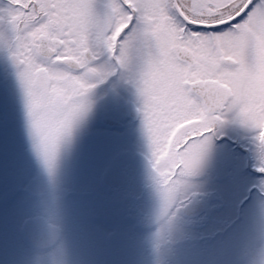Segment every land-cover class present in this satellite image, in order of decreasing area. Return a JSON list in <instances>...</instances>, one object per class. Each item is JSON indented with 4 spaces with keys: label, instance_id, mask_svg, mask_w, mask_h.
I'll list each match as a JSON object with an SVG mask.
<instances>
[{
    "label": "snow or ice",
    "instance_id": "snow-or-ice-1",
    "mask_svg": "<svg viewBox=\"0 0 264 264\" xmlns=\"http://www.w3.org/2000/svg\"><path fill=\"white\" fill-rule=\"evenodd\" d=\"M254 8L243 0L231 18L204 22L165 0H41L32 39L52 66L12 58L32 139L49 158L66 149L68 161L103 120L126 175L138 170L146 138L152 155L167 154L177 170L200 173L211 165L227 189L219 207H246L252 186L264 181V166L244 163L231 125L254 134L249 156H264V27H256ZM225 33L234 44L221 63L208 42ZM97 49L127 73L135 101L125 92L99 107L80 99L88 92L83 69L65 62Z\"/></svg>",
    "mask_w": 264,
    "mask_h": 264
},
{
    "label": "flooded vegetation",
    "instance_id": "flooded-vegetation-1",
    "mask_svg": "<svg viewBox=\"0 0 264 264\" xmlns=\"http://www.w3.org/2000/svg\"><path fill=\"white\" fill-rule=\"evenodd\" d=\"M238 1H228L226 6ZM165 2L171 10H176L174 0H165ZM177 2L189 17H195L186 11V0H177ZM39 3L40 0H0V174L14 175L9 176L11 181L9 178L8 180L1 178L0 201H3L2 197H7L5 200L7 204L14 205L17 199L21 201L18 204L23 209L20 208L18 214L24 213L17 227V233L12 231L13 227H10L9 221L8 226L5 227L6 221L3 220V225L0 226V245L4 241L7 247L17 246L22 253L18 255L20 264H135L137 259L141 260L142 264H150V262L151 264H182L183 262L180 263L175 258L180 254L186 255V252L190 254L194 252L197 263L205 264L209 257L207 251L211 249L204 252L205 244L212 245L214 249L220 246L219 243L223 240L222 248L227 247L228 235L237 231L240 225L248 227L250 219H256L264 210V181L252 186L254 196L246 207L232 206L231 210H226L231 218L223 217L224 207H219L222 204V194L217 186L204 191L197 189L187 191L186 184L202 182L203 175L177 170L175 165L164 168L165 173L161 172L159 175L161 169L156 166L153 158L147 152L140 150L138 160L140 164H144L150 176H153L150 182L143 176L138 183L139 190L134 188L129 192L127 188L111 186L107 181L111 170L108 164L101 169L97 177L98 190L86 188L80 191L73 188L66 192L63 188L61 190L65 192L61 193L55 187L58 182L54 177L47 179L44 186L43 183H38L42 181L43 172L39 170L40 168L34 172L36 169L34 167L37 164L40 167L39 162L42 158L48 160L49 157L37 147L28 131L23 90L17 77V69L12 64V58L19 56L25 59L26 63L45 69L52 66L47 51L38 47L32 39V32L38 23L36 13ZM254 4L257 9H264V0H256ZM229 34L225 33L219 38L214 37L208 42L210 51L221 63H225L224 58L230 54L224 50L219 39L228 37L230 40L232 37ZM97 50L96 55L81 53L78 60L65 62L70 69H83L81 83L83 82L84 86L85 83L88 84V92L80 99L94 107L101 102L103 105L108 93L115 88L118 93L125 92L135 101L133 88L123 83V72L117 71L109 55ZM93 61H95L93 66L85 67ZM134 65L138 70L139 65L136 63ZM23 66L19 65L21 68ZM97 68L102 72L105 71V75L101 71L96 72ZM136 123L139 125V119ZM109 128L110 125L101 120L93 134L84 141L80 149L81 154L86 155V158L89 156V159L96 158L100 165L106 162V151L102 152L101 148L96 146L101 142L105 145V140H108L112 142L110 145H113L114 149L118 148ZM90 141H93V144L89 147ZM27 146L29 148H26ZM235 147L245 164L251 166V158L257 156L260 165L264 166V156L256 152L249 156L251 145H246L242 138H237ZM26 149L31 153L34 152V156L30 154L29 157ZM66 151L65 149L60 153L66 156ZM80 156L78 155V159L76 158L69 166L70 171L75 175L78 174V168L87 166V163H82L79 159ZM164 157L171 158L167 154ZM111 159L114 160V157ZM63 160L64 158L59 159V161ZM56 162L57 160H54V163ZM14 173L20 175L15 176ZM29 173H35L32 182L38 191L19 182L20 178L24 180ZM215 182H218L216 177ZM73 186L75 187L76 184ZM150 186L160 196L172 197L171 205L162 214L161 207L155 199L158 197L155 194L146 195ZM42 188H44L43 192ZM197 197L203 203H198L195 212L182 208ZM49 201L53 202V207H48L49 212L53 213L55 219L61 216L59 222L63 224L49 219L48 213H45L47 209L42 211L41 206L32 208V205H44V203L49 205ZM164 201H169V198ZM70 203L75 206L82 205L85 209L84 213L69 208L67 205ZM252 209L257 213L251 215ZM171 221L175 226L180 227V233L183 231L185 234L175 241L172 238L174 231L170 227L171 232L162 231ZM214 225L217 227L213 228ZM175 232L179 233V230ZM161 234L163 237L160 236ZM233 238L235 241L228 245L231 249L232 245H245L250 240L246 233L241 235L240 231ZM262 244H264V236L256 241L255 247ZM123 246L130 248L131 251H123ZM51 258L52 261L49 260ZM247 259L248 257L244 260Z\"/></svg>",
    "mask_w": 264,
    "mask_h": 264
},
{
    "label": "rangeland",
    "instance_id": "rangeland-1",
    "mask_svg": "<svg viewBox=\"0 0 264 264\" xmlns=\"http://www.w3.org/2000/svg\"><path fill=\"white\" fill-rule=\"evenodd\" d=\"M228 1L233 2L234 0H186L185 6H187L186 11L188 13L194 15L195 16L194 18L202 19L204 22H214L213 18L217 17V16H220L224 19L231 17V14L233 12H235L237 7L243 3V0H239L237 3H235L233 5L226 6V5H228L227 4ZM40 2H41V0H40ZM253 13L255 15L256 27L257 28L264 27V9L262 8V10H259L256 8L255 10H253ZM219 40L223 44L222 47L224 48V50L226 52H228L229 54H231V48L234 44V41L232 40V38L229 40L228 37H222ZM212 55H213V53H212ZM135 63L137 65H139L140 62L137 59L136 61H134V64ZM134 64H133V71L135 72L136 67ZM95 71L100 72L101 70H100V68H97V69H95ZM101 73L105 75V71H103V72L101 71ZM122 79H123L124 85L131 88V86H128L127 73L123 72ZM87 86H88V84L85 83L84 87L87 88ZM132 91L134 93V89H132ZM120 95L121 94L118 93L115 90V88H112L111 91L108 93L106 100L110 97H116V96H120ZM134 99H135V94H134ZM102 103L103 102H101L99 104L96 103L97 105H95V104L94 105H95V107H99L102 105ZM231 127L237 133L238 138H242V140L244 141V143L246 145L252 146V144H253L252 137L254 134L250 130L245 129V128L239 126L238 124H232ZM111 143H112L111 141L108 142V140H105V145L102 144V142H101L100 145L98 143L96 146V147L99 146L101 148L102 152L106 151V162L102 163L101 165L99 162H97L96 158L95 159H93V158L89 159V156L86 158V155H82L80 151L74 158H72L68 161H67V159H68L69 154L67 153V151L65 152L66 156L63 155L62 153H60L58 157H52V158H49L48 160L47 159L44 160L42 158V161L39 162L40 167H38L39 164H37V166L34 167V168H36V169H34V172H35V170H38V168H40L39 170H42V172H43V175H41L42 181L41 182L39 181L38 183H41V184L43 183V186H44L45 183L47 182V179L54 177V178H56V182H58V184H56L55 187L61 193L65 192V191L68 192L70 189H73V188H76L80 191H83L86 188H93V189L98 190L97 177H98L101 169L106 164H108V166H110V169H111L110 173H108L107 181L113 187H117V188L123 187L125 189L127 188L126 189L127 191L132 192V190L134 188H135V190H137V189L139 190L138 183L140 182L141 179H143V176H144V179L146 181H148V182L151 181L150 179L153 175L150 176L148 171L145 169V166L143 163H141L139 165V168L136 172L126 175L123 172L122 165L119 162L111 159L112 157H114V155L118 149V148L114 149L113 145H110ZM92 144H93V141H90L88 143L89 147L92 146ZM116 145H118V144L116 143ZM26 148H29V147L27 146ZM32 150H33V148H32ZM139 150L147 152L153 158V161L155 162L156 166L159 169H161L159 172V175L161 174V172H162V174L165 173L164 168L166 169V168H168L169 165H173L171 163V161L173 159L172 157L166 158V157H164V155L163 156L158 155L157 157H154L152 155V151L147 146L146 138H144L142 140L141 148ZM26 151H27L29 157H30V154H32V157L34 156V152L31 153L28 149H26ZM78 155H81L79 159L82 161V163H87V166H83L81 168H78L77 169L78 174L75 175L74 172L70 171L69 166L74 162V160H76V158L78 159V157H77ZM62 158H64V160L59 161V159H62ZM54 160H57V162L54 163ZM109 160H112V161L108 162ZM35 161H36V159H35ZM259 161H260V159L257 156H253L251 158V164L252 165H260ZM31 164H32V161H31ZM78 167H79V165H78ZM186 171L188 173H191V174H200V175L204 176L202 182L187 183L186 184L188 186L187 191L193 190V189L204 191V190H207L209 188H215L216 186L219 188L222 195H223V192L227 191L225 186L220 185L219 182H215L216 173L212 169L211 165L206 166L205 169L203 171H201L200 173H195L191 170H186ZM14 174H15V176L20 175L17 173H14ZM34 174L35 173L27 174L26 178L24 180L20 178L19 182L25 186L29 185V186H31V188H34L35 191H38L36 185H34V182H32ZM1 175H3L2 177H0L1 182H2L1 178H5L8 180V178L10 179L9 176H14L13 174L9 175V174H5V173L0 174V176ZM148 177H149V180H148ZM10 181H11V179H10ZM73 184L74 185L76 184V186L74 187ZM39 187H41V186H39ZM52 188H54V187H52ZM63 188L65 191L61 190ZM43 191H44V188H42V192ZM46 192L47 191H45V193ZM135 192L138 193L139 191H135ZM150 194H153V195L155 194V196L158 197L155 199H156V202H158V204L161 207V210H160L161 214L164 213L166 211V209L172 203V197L160 196L156 190L151 188V186L148 187L147 191H146V195H150ZM2 198H3L2 199L3 201H0V218H2V220L6 221L5 227H7L9 222H10V224H11L10 227L11 226L13 227L12 231L17 233V227H18V225H19V223L22 220L23 215H24L23 212L21 214H18L20 208L22 209V207H20V205L18 204V203H21V201H18L16 199L14 205H8L7 202L5 201L7 197H2ZM166 198H169V201H164ZM90 199H92V198L90 197ZM68 200H71V199H68ZM72 202H73V200H72ZM90 202H92V201H90ZM48 204L49 205H47V204L45 205V203H44L45 206L42 204L41 205H32V208H37V207L41 206L42 211L47 209V211H45V213H48L49 219H51L52 221H54L56 223H62L63 224V222H59V219L62 218L61 216H57V218L55 219V218H53V215H52L53 213L49 212L50 210H48L49 206H51L50 208L53 207V202L49 201ZM67 206L69 208L71 207L72 210L74 209L78 212L84 213V211H85V209L83 208L82 205L75 206V205H72L70 203ZM227 208L228 207H224L225 211L223 210L224 211L223 217L224 218H231V215L229 214V212L226 211ZM75 213L77 214V212H75ZM254 213H257V212H255L252 209L251 215H253ZM15 214H17V215H15ZM248 215L250 216V212L248 213ZM253 218H254V216H253ZM2 225H3V223H2ZM169 227L174 232L176 230H179V233L172 232V235H173L172 238H174L173 239L174 241L182 238L185 235V234H183V231L180 233V231H181L180 227L175 226V223L173 221L170 222L169 226L166 225L162 231L171 232V230H169ZM215 227H217V225L213 226V228H215ZM239 231H240L241 235H243V233H246L249 236L250 240L245 245H239V244L232 245V249H231L230 247H228V245L230 246V244L235 241V239L233 237H235ZM230 235H228L227 240H226L227 241V247L222 248V246H218L214 249L212 248L213 246L209 247L211 249L209 251H207L209 257H208V260L205 261V264H264V244L259 245V247H255L256 241L260 240L261 237L264 236V210H262L261 213L258 214V217L256 219H254V220L250 219L248 227H245V225H240L238 230L235 231L231 236ZM160 236L163 237L162 234ZM2 242L3 243H1V245H0V264H20L19 263L20 260L18 259V255H20L21 252H20L19 248L17 246L15 247V245H13V247L12 246L7 247V245L4 243V241H2ZM180 247H182V246H180ZM123 251H131V249L123 246ZM215 253H216V255L214 256ZM187 255H189V256H187ZM195 255L196 254L194 252H193V254L186 252V255L180 254V255H178V258H175V259H177L176 261H178L180 263L183 262L182 264H198L197 263L198 261L196 260ZM247 257H248V259H247V261H245L244 259ZM193 258H194V261H192ZM49 260L52 261L53 258H51ZM184 261H185V263H184ZM134 263L135 264H142V261L137 259ZM150 264H151V262H150Z\"/></svg>",
    "mask_w": 264,
    "mask_h": 264
},
{
    "label": "bare ground",
    "instance_id": "bare-ground-1",
    "mask_svg": "<svg viewBox=\"0 0 264 264\" xmlns=\"http://www.w3.org/2000/svg\"><path fill=\"white\" fill-rule=\"evenodd\" d=\"M231 207H232V206H229L227 209L231 210V209H232Z\"/></svg>",
    "mask_w": 264,
    "mask_h": 264
}]
</instances>
